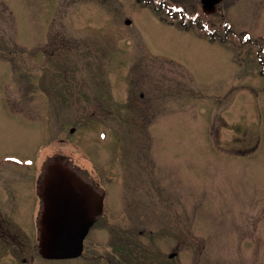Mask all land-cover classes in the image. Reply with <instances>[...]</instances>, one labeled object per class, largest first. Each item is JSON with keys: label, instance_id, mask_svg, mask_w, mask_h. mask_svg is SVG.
<instances>
[{"label": "rangeland", "instance_id": "obj_1", "mask_svg": "<svg viewBox=\"0 0 264 264\" xmlns=\"http://www.w3.org/2000/svg\"><path fill=\"white\" fill-rule=\"evenodd\" d=\"M200 6L0 0V207L18 214L44 142L48 172L98 183L110 221L46 260L14 220L27 250L0 243L2 264H264V0ZM22 153L37 168L14 175Z\"/></svg>", "mask_w": 264, "mask_h": 264}, {"label": "flooded vegetation", "instance_id": "obj_2", "mask_svg": "<svg viewBox=\"0 0 264 264\" xmlns=\"http://www.w3.org/2000/svg\"><path fill=\"white\" fill-rule=\"evenodd\" d=\"M201 2V0H200ZM201 11H202V5ZM190 12V11H187ZM203 17L206 18V14L204 11H202ZM205 14V15H204ZM202 16H199L198 18H190L189 13H187V21L189 23H193L194 25L198 26L199 29L203 26L201 25L202 22L204 21V18ZM193 21V22H192ZM187 30V31H186ZM186 32H188V29H185ZM143 97V94H140ZM42 102L44 103V97L42 96ZM40 103L39 107L43 108L44 104ZM20 111V110H18ZM21 112V111H20ZM19 157H24V160L22 161L23 165L20 168V166H17L15 168V163L11 164L12 166L9 167V172H12L14 175L15 174H23L25 173V170H35L37 167L38 173L36 177V182L35 183H30L28 187L21 188L22 189V194L20 193V196H26V200L23 201L21 204L18 214L14 216V214L11 211V208H6L0 207V243L4 244V248H2L6 254H16L17 252L15 251L16 249H20L21 251H26L27 249L24 248V246L20 245V238L17 236L14 232V228L12 225L13 221L16 220L18 221H24L23 223H27L28 230L26 232L28 233L29 236L35 235V238L38 240L41 238L42 235V220H43V215L45 213V208H46V193H47V181L52 177L54 178V173L57 172H64L62 168L55 169L57 170L56 172L53 171V173H49L47 170L46 166V146L45 143H41L38 151V157L42 156L43 160L40 162V165L35 167V166H30V160H26V158L29 157V154L27 153H22V155H18ZM11 157V156H8ZM6 158V157H4ZM16 158V157H15ZM13 159V158H12ZM18 159V158H17ZM20 162V160L18 161ZM16 162V163H18ZM26 164V166H25ZM16 169V170H15ZM15 171V172H14ZM17 172V173H16ZM52 172V171H51ZM12 174V175H13ZM64 174V173H63ZM65 175V174H64ZM49 177V178H48ZM67 177L70 179V177L67 175ZM88 177L90 175L88 174ZM9 184V183H8ZM82 186L77 188L74 184L73 186L80 191L82 196L85 199V207L88 211L89 217L92 220V226L90 227V230L88 232V235L86 239L91 238L90 233L93 232V227L96 225V223L101 220V224L104 225L106 230L108 231L109 226L108 224L110 223L109 221V210L108 214H106V192L102 191L100 188V185L94 180H92L91 184L90 183H81ZM28 185V184H27ZM9 186L11 187L8 189V193L10 196L9 200H12L14 197V187L16 186V183H10ZM99 187V188H98ZM102 191V192H101ZM24 192V193H23ZM96 193H99L96 195ZM87 199H90L89 201ZM23 226V225H22ZM21 226V227H22ZM12 245V246H10ZM15 245L16 248H15ZM7 246V247H6ZM162 255V253H161ZM170 258V253L168 254ZM134 260L135 258H131L130 256H127V252L124 253V256H122V264H126L128 260ZM13 262V261H11ZM14 263V262H13ZM0 264H2L0 262ZM7 264H11L10 260L8 261ZM15 264V263H14ZM25 264V263H24ZM162 264H169L164 261Z\"/></svg>", "mask_w": 264, "mask_h": 264}, {"label": "water", "instance_id": "obj_3", "mask_svg": "<svg viewBox=\"0 0 264 264\" xmlns=\"http://www.w3.org/2000/svg\"><path fill=\"white\" fill-rule=\"evenodd\" d=\"M201 2L204 11L211 14L217 10L221 0ZM126 24H131V21L127 20ZM46 189L40 253L49 260L77 258L83 252L85 237L93 223L85 207V199L62 174L50 178Z\"/></svg>", "mask_w": 264, "mask_h": 264}, {"label": "trees", "instance_id": "obj_4", "mask_svg": "<svg viewBox=\"0 0 264 264\" xmlns=\"http://www.w3.org/2000/svg\"><path fill=\"white\" fill-rule=\"evenodd\" d=\"M222 39V38H221Z\"/></svg>", "mask_w": 264, "mask_h": 264}]
</instances>
